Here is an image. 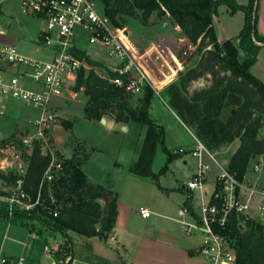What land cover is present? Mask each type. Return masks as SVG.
Returning a JSON list of instances; mask_svg holds the SVG:
<instances>
[{"label": "trees", "instance_id": "obj_1", "mask_svg": "<svg viewBox=\"0 0 264 264\" xmlns=\"http://www.w3.org/2000/svg\"><path fill=\"white\" fill-rule=\"evenodd\" d=\"M94 1L101 4L105 14L121 31L125 27L126 18L139 19L145 25L151 24L153 17L159 20L169 18L189 43L196 47L192 55L201 53L197 65L186 71H179L178 79L166 85L163 93L171 109L194 131L208 150L215 152L236 139L240 140V146L232 155L228 169L243 181L251 160L264 154V138H258L264 121V82L250 71L264 46V37L257 28L258 14H254V5L258 0H250L248 6L239 5L235 0ZM223 4L232 13L245 11L246 18L241 32L235 38L220 43L214 27V17ZM73 53L90 67L88 71L84 68L78 71L72 88L74 92L83 91L88 98L84 118L101 121L109 116L117 123L137 122L146 126L147 133L139 158L130 166L129 171L139 177L151 178L163 189L158 174L152 169L156 151L158 147H162L168 162L180 155L167 149L163 126L150 117L155 89L146 85L143 95L132 106L125 86L113 82L115 79H122L124 85L128 82V75L120 74L117 70L121 64L111 69L92 59L84 50L75 48ZM206 77L211 79L210 84L191 93L192 83ZM63 125L68 127L71 124L65 121ZM83 145L72 146L73 155L64 162V174L50 188L45 185L41 190L44 204L49 206L51 189L60 205L57 217L49 214L43 207L32 212L16 211L10 216L9 207L2 200L0 217L21 225H27L26 221L32 220L51 232H60L71 252L73 241L69 232L85 238L106 239L115 226L118 194L103 185L88 181L82 165L89 153ZM27 159L23 187L36 196L51 157L34 149L31 154H27ZM0 178L7 185L14 186L19 176L13 172L8 175L0 172ZM5 195L7 192L0 189V197ZM34 229L33 227L31 232ZM214 229L228 238L235 247L237 264H264V231L259 223L233 213L228 216L224 227L215 225ZM89 260L109 264L95 256Z\"/></svg>", "mask_w": 264, "mask_h": 264}, {"label": "built area", "instance_id": "obj_2", "mask_svg": "<svg viewBox=\"0 0 264 264\" xmlns=\"http://www.w3.org/2000/svg\"><path fill=\"white\" fill-rule=\"evenodd\" d=\"M19 9L25 16L39 19L43 27L39 32V38L45 47L53 49V56L49 59H38L26 56L13 44L0 43V102L12 99L25 105L41 110L42 115L33 122L34 130L18 139L0 143V172L8 175L14 173L19 176L16 185L9 186L0 178V189L7 195L0 199L7 203L9 214L16 211L32 212L39 207L48 210L49 214L57 217L60 213V205L49 189L51 205L46 206L42 198L41 190L45 185L54 184L64 174L65 158L58 156L53 138V129L57 124L58 115L49 113L48 108L54 98L64 97L65 94L73 95L71 80L77 78L81 68L89 70L90 67L84 61L79 60L73 53L77 48V36L79 32L86 35L90 44H98L106 48L110 58H116L121 62L117 68L120 74L128 75L124 85L122 79L113 82L119 86H125L127 94L143 92L146 85L153 87L154 78L146 70L128 49L124 40L117 34V27L110 18L97 8L94 0H19ZM80 31H79V30ZM125 35L126 28L122 29ZM6 34L5 26L0 13V36ZM139 73L138 78L133 72ZM27 81L38 84L36 88L27 86ZM34 149H39L43 155H49L51 162L44 173L37 195L34 196L24 189V176L28 167L27 154ZM176 155L190 154L200 160L195 175L185 184L190 191L201 192L199 213H194L189 205L183 206L178 212L177 221L180 230L186 236L202 234L204 241L197 253L204 257L208 264H237L235 247L228 238L215 231L214 226L224 227L230 214L244 216L246 220L259 223L264 231V183L248 185L240 181L228 168L222 167L214 152L200 141L196 140L194 149L178 148L172 151ZM260 161L252 166L256 174L264 168L262 155ZM219 166L220 173L217 177V185L211 195L203 191L210 170L209 162ZM260 198L256 211H253V203ZM142 218L148 219L153 213L141 208ZM36 238V235H32ZM54 250V251H53ZM59 251L58 246L44 245V252ZM52 257V256H51ZM52 264H73L75 259L69 257L52 258ZM1 264H26V258L0 256Z\"/></svg>", "mask_w": 264, "mask_h": 264}, {"label": "rangeland", "instance_id": "obj_3", "mask_svg": "<svg viewBox=\"0 0 264 264\" xmlns=\"http://www.w3.org/2000/svg\"><path fill=\"white\" fill-rule=\"evenodd\" d=\"M235 1L239 5L243 6H248L250 3V0ZM18 5L19 0H0V11L3 16L10 20V24L12 23L11 28L9 27V37H14L15 39L12 43L17 44L22 49H29L31 51L34 47V42H32V40L36 39L38 36L37 34L40 23L23 15ZM97 8L101 10V4L98 2ZM245 18V11L238 10L235 13H232L227 5H220L217 15L214 17V25L218 40L221 39L226 41L228 39L235 38L242 30L245 24ZM18 21H22L24 23L23 28H20L19 25L16 24ZM7 25L9 26V24ZM124 28H126L125 35L122 34L124 42L133 56L138 60L139 64L148 70L151 78H154V86L156 87V90L161 93V97L165 101V104L159 99L155 101L150 117L157 118L156 121L163 126L165 135L166 131H169L170 137L178 138L182 134V128L178 125L173 113L167 107L168 102L164 96L163 90H161V85L167 82L169 84V81L173 82L174 77L176 81L178 79L179 71H186L187 69L197 65L201 53L197 52L192 55L196 47L189 43V41L182 34L181 30L178 29L169 18L162 20L155 18V22L149 25L143 24L136 18H126ZM118 31L120 33L122 32L119 29ZM156 32H158V34H153ZM170 32L174 33V35L166 36ZM77 42L82 46H86L89 51L93 48L96 50L98 49L101 56L104 58H107L106 56H108L105 47L98 44H89L86 35L77 36ZM41 48H45V46L42 45ZM261 49L258 53L257 61L252 65L250 70L251 73L258 79H260V77L264 78V48ZM94 59L99 60L96 58ZM101 62L105 66L108 63L107 61L106 63L105 60ZM120 64L121 62H119V65ZM102 73L104 74L105 72L102 71ZM133 75L138 78L139 73L137 70L133 72ZM210 80L211 79L209 77H206L193 82L190 86V92L192 93L197 89H201L209 85ZM142 95L143 92L128 94L130 104L135 106L137 104V100ZM20 107L21 109L19 112ZM18 112L20 113V116L29 114L31 116V122L20 119ZM52 114L57 115L56 113ZM40 116L41 110L38 108L19 103L17 101H3L0 104V143L5 144L6 142L15 140V138L18 139L26 134H30L32 129H34L33 122ZM63 122H65L64 119L58 116L56 125H60L59 127H54L58 140H62L66 133L70 130L73 135H76L81 139H87L90 145L95 148L88 170L92 171L91 173L97 179H104L106 176V180L109 179V183L113 182L116 173L114 166L116 164L115 161L121 163L124 173H128L129 165L135 155V146L143 138L144 133L147 130L146 126L137 122H132L129 126V131L126 133H123L121 129L109 132L105 125H99L98 123L83 118H78L73 123H70L71 125L68 127L64 126L62 124ZM28 124L33 128H31ZM258 138H264V121L259 129ZM65 145L67 147H72L83 144L76 138L66 135ZM239 146L240 140L236 139L232 144L223 146L214 153L221 163L228 165L232 155L239 148ZM84 148L88 152L85 146ZM58 156L64 158L59 153ZM194 160L195 159L190 158L187 166L183 165L180 157L168 162L167 155L161 147V149L156 151L152 169L154 172L156 171V174H158L159 181L163 182L166 186L173 188L179 186L181 187L183 182L188 181L192 176ZM254 161L259 162L260 160H251L247 170L245 182L248 185H253L254 183L262 185L264 183V168L260 174L254 173L252 171ZM262 161L264 163V154L262 155ZM166 166L167 169L165 170ZM131 176H134L133 178H137L134 174ZM119 179L120 181L123 180V178ZM122 187H124L123 184ZM101 203L104 204V201L101 200ZM154 218H156V216L152 215L147 220L149 221ZM137 221L142 226L143 221H141L138 216ZM26 223L27 225H21L19 223L16 224L8 218L0 217V245L3 242L2 250H5L6 253L20 255L22 253L21 251L26 249L27 253L32 251L34 254L33 257H36V255L38 257L43 250V248L41 249V245L44 242L43 239H46L45 244H49L51 247L58 246L59 248L58 252L51 253L52 258L70 256L71 251L65 244L63 234L60 232H51L41 227V225L36 221L28 220ZM33 227L35 229L33 230L32 235H36V233L37 235H40V232L43 233L40 235V237H42L40 238L41 240H37L31 236L30 231ZM81 237L84 238L77 233H72V241L77 247H79L78 243L81 242ZM23 243H25V246Z\"/></svg>", "mask_w": 264, "mask_h": 264}, {"label": "crops", "instance_id": "obj_4", "mask_svg": "<svg viewBox=\"0 0 264 264\" xmlns=\"http://www.w3.org/2000/svg\"><path fill=\"white\" fill-rule=\"evenodd\" d=\"M0 13L2 16V22L6 29V34L4 36H0V43L13 44L17 46L18 49L23 54L33 58L49 59L53 56L52 48H48V47L41 48L43 44L40 41L39 32L43 27L42 21H40L39 19L29 17L40 23L37 34L38 36L36 37V39L32 40V42H34V47L30 51L29 49L28 50L22 49L17 44L12 43L13 41H15L14 37L11 38L9 37V27L11 28L12 23L10 24V20L5 16H3L1 11ZM257 14H258V22H257L258 32L261 36L264 37V0L258 1ZM151 22L152 23L155 22V17L152 18ZM7 24H9V26ZM16 24L19 25L20 28L24 27V23L22 21H18ZM122 34L123 33L121 32V37ZM153 34H158V32ZM173 35L174 33L170 32L166 36H173ZM79 36H85V35H83L82 32H79L78 37ZM218 41L220 43L224 42L221 39H219ZM76 43H77V48L86 51L87 55L92 57V59L94 58L99 59L97 60L99 62L104 60L105 62L107 61L108 63L106 62L107 63L106 66L111 69H115L118 67L120 62L118 59L110 58L109 56H106L107 58H104L101 56L98 49L96 50L95 48H93L91 49V51H89L86 48V46H82L78 42ZM262 48H264V46ZM260 79L264 81V78L260 77ZM173 80L175 81V77L173 78ZM75 81L76 79L70 81L72 88L75 85ZM170 82L171 81H169V83ZM166 85H168V82L163 83L161 85V90H164V87ZM27 86L30 88H36L38 87V84L33 81H27ZM155 92L156 94L152 99L149 114L152 112V107L156 100L159 99L165 104V101L161 97V93L158 92L157 90ZM5 101L16 102L15 100L12 99H8ZM87 101L88 98L84 95L83 91L73 92V95L65 94V96L62 98H54L49 105L48 111L49 113H56L58 116L62 117L64 121L68 123H73L78 118L86 119L84 118V110ZM2 102H0V104ZM167 107L173 113L178 125L182 128V134L178 138H173L169 136V131H166L165 146L171 152L178 148H186L187 150L194 149L196 140L198 139L194 131L188 128L182 122L179 116L170 108L168 104ZM20 109L21 107L19 108V112ZM19 112H18V116L20 119H22L23 121L31 122V116L29 114H26L25 116L24 115L20 116ZM104 118L106 120L105 123H102V121H97V120H90V121L98 123L99 125L100 124L105 125L109 132L110 131L114 132L117 131L118 129H121L123 133L129 131V126L132 123V122L128 124L117 123L113 118L109 116H105ZM152 118L157 120L156 117L155 118L152 117ZM59 125H56V127H59ZM30 127L33 128L32 126ZM33 130L34 129H32V131ZM146 133L147 130L144 133L143 138L135 146L134 149L135 155L131 161V164L129 165V168L139 158V154ZM66 135H70L73 138H76L79 142L84 144L88 150L89 157L86 160V162L82 165V170L86 174L88 181L93 184L103 185L108 190L118 194L117 217H116L114 229L111 231V233L106 239H100L99 237H92V238L81 237L80 238L81 242L78 243L79 247H77L73 243V250L71 252V255L75 259V263L98 264L94 261L89 260L90 257L95 256L101 258L102 260L108 262L109 264H208L207 260L197 253V250L203 244L204 236L200 233L195 234L193 236H186L184 233L181 232L180 224L177 221L178 212L185 205H189L190 209L194 213H199L200 211L199 205H200L201 192L199 190L190 191L185 186V184L189 182V180L195 175V173L198 170L200 160L197 157H194L190 154L180 156L183 165L186 166L188 165L190 158L195 159L192 176L188 181L183 182L181 187L180 186L174 188L169 187L166 186L163 182L159 181L161 187L163 188L160 189L156 181L152 180L151 178L139 177V176H135L137 178H133L134 176H131L132 173L130 174V171H128L129 169L127 170L128 171L127 174L124 173V169L122 168L121 163L118 161H115L116 164L114 165L116 170L114 180L113 182L108 183V180H106V176L104 177V179L101 177H100L101 179H97L91 173L92 171L88 170V166L92 154L95 150V148L90 145L89 141L87 139H81L78 136L73 135L71 130L67 132ZM65 137L62 140H58L54 129L53 138L57 153L62 155L65 159H70L73 155V148L67 147L65 145ZM159 149H161V147H159L157 150ZM255 159L259 160L260 156H256L253 158V160ZM217 161L222 167L228 168V165L221 163L218 159ZM255 163L256 162L254 161V164ZM209 164H210V170L208 172L207 181L203 189V191L206 192L208 196L211 195L213 189L216 187L217 177L220 173L219 166L216 163L210 161ZM119 178H123V180L120 181ZM122 184L124 187H122ZM259 200L260 198H256L253 203L254 212L256 211ZM141 208L150 210L153 213V215L156 216V218L151 219L149 221L147 219L142 218L139 212ZM137 216L141 221H143L142 226L137 221ZM32 233L33 232L30 231L31 236ZM72 233L73 232H69L71 238H72ZM40 235H37L35 239L41 240L40 238L42 237H40ZM45 240L46 239H43L44 242L41 245L42 246L41 249L43 248V250L41 251V254L38 257L37 255L36 257L35 256L33 257L34 255L33 252L30 251V253H27L26 249H23L20 255H16L14 253H6L5 250H2L3 242L0 245V250H1L0 256H6L11 258L24 256L26 258V264H52L53 261L52 257L44 252V245L46 243ZM24 244L25 243H23V245Z\"/></svg>", "mask_w": 264, "mask_h": 264}, {"label": "water", "instance_id": "obj_5", "mask_svg": "<svg viewBox=\"0 0 264 264\" xmlns=\"http://www.w3.org/2000/svg\"><path fill=\"white\" fill-rule=\"evenodd\" d=\"M257 9H258V1H256L255 2V5H254V14L257 12ZM258 44H260V43H258ZM101 121H102V123H105L106 122L105 118H103Z\"/></svg>", "mask_w": 264, "mask_h": 264}, {"label": "bare ground", "instance_id": "obj_6", "mask_svg": "<svg viewBox=\"0 0 264 264\" xmlns=\"http://www.w3.org/2000/svg\"><path fill=\"white\" fill-rule=\"evenodd\" d=\"M117 34L121 37V33L117 30ZM122 38V37H121Z\"/></svg>", "mask_w": 264, "mask_h": 264}]
</instances>
